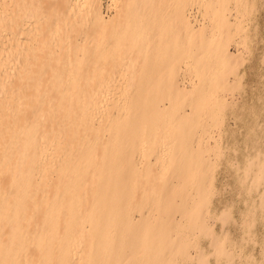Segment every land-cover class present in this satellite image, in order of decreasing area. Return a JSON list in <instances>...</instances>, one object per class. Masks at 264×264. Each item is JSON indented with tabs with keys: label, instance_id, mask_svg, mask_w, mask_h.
I'll use <instances>...</instances> for the list:
<instances>
[{
	"label": "bare ground",
	"instance_id": "obj_1",
	"mask_svg": "<svg viewBox=\"0 0 264 264\" xmlns=\"http://www.w3.org/2000/svg\"><path fill=\"white\" fill-rule=\"evenodd\" d=\"M102 1L0 0V264H173L174 230L215 237L186 187L234 24L219 0Z\"/></svg>",
	"mask_w": 264,
	"mask_h": 264
},
{
	"label": "rangeland",
	"instance_id": "obj_2",
	"mask_svg": "<svg viewBox=\"0 0 264 264\" xmlns=\"http://www.w3.org/2000/svg\"><path fill=\"white\" fill-rule=\"evenodd\" d=\"M109 1H102L106 18L113 12ZM219 1L223 16L234 24L228 49L240 54L242 65L224 75L237 82L235 90L216 91L226 105L221 104L218 121L208 115L204 119L203 146L210 148H205L204 163H195L194 183L186 187L194 198L190 204L199 198L197 186L204 187L208 203L203 216L217 240L197 229L174 230L173 245L187 250V259L176 257L173 264H199V256L205 264H264V0ZM205 87L207 93L209 81ZM175 217L184 222L179 213ZM219 246L224 254L215 250Z\"/></svg>",
	"mask_w": 264,
	"mask_h": 264
}]
</instances>
